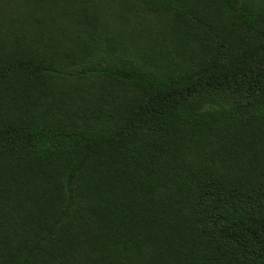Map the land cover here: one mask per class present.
Returning a JSON list of instances; mask_svg holds the SVG:
<instances>
[{
	"label": "trees",
	"instance_id": "trees-1",
	"mask_svg": "<svg viewBox=\"0 0 264 264\" xmlns=\"http://www.w3.org/2000/svg\"><path fill=\"white\" fill-rule=\"evenodd\" d=\"M0 264H264V0H0Z\"/></svg>",
	"mask_w": 264,
	"mask_h": 264
}]
</instances>
